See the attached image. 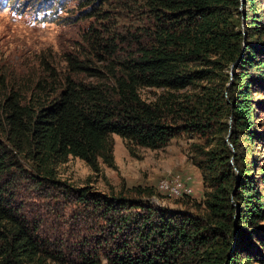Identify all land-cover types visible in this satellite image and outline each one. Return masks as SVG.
I'll list each match as a JSON object with an SVG mask.
<instances>
[{
    "label": "trees",
    "instance_id": "16d2710c",
    "mask_svg": "<svg viewBox=\"0 0 264 264\" xmlns=\"http://www.w3.org/2000/svg\"><path fill=\"white\" fill-rule=\"evenodd\" d=\"M104 1L86 2V16L105 19ZM134 3L128 11L143 24L129 35L135 48L116 55L115 34L90 26L86 41L107 53L102 70L68 57L96 81L59 77L45 57L27 78L0 64V264H264V165L253 148L264 139L262 102L252 94L264 95V0ZM141 88L159 92L145 100ZM183 133L202 140L189 149L204 185L193 211L149 204L155 190L138 186L76 190L84 222L69 238L42 233L26 214L22 178L53 184L69 156L95 173L112 167V134L132 151Z\"/></svg>",
    "mask_w": 264,
    "mask_h": 264
},
{
    "label": "rangeland",
    "instance_id": "374dc122",
    "mask_svg": "<svg viewBox=\"0 0 264 264\" xmlns=\"http://www.w3.org/2000/svg\"><path fill=\"white\" fill-rule=\"evenodd\" d=\"M62 1L63 10L59 13L56 8L60 0L0 2L1 65L23 73L24 78H27L32 73L35 75L39 72L38 59L45 57L59 77L71 74L86 82L96 81L89 72L75 74L68 61L69 56L75 57L100 70L108 61H105V48H101L99 55H96L86 41L85 36L90 26L106 34H115L116 55H126L139 43L129 37L131 33L139 32L143 25L137 15L128 11L131 10L130 7H135L134 0H105L101 4L107 14L105 19L86 16L87 8L82 7L90 1H95L98 5L100 0ZM45 3L53 9H44ZM53 14L58 15L55 21L50 19ZM136 36L137 39L140 38L139 34ZM158 92L155 88L140 89L141 97L145 100H153ZM252 94L254 100L262 102L255 115L256 130L264 135V95L260 92ZM111 140L114 155L112 167L101 163L100 172L95 173L83 160L69 156L66 162L56 167L55 183L38 185L24 178L19 181L18 189L22 195L20 201L26 214L40 222L42 233L60 234L69 238L71 234L82 231L78 226L84 222L81 217L85 213V206L79 204L78 189L110 195L138 186L152 188L156 194L145 197V201L170 211H193V201L202 199L204 185L200 172L189 160L190 144L202 141L197 135L183 133L172 138L164 147L150 149L132 146V151H129L126 141L118 135L112 134ZM253 148L258 165H264V139L262 145L254 144ZM185 177H190L188 181L191 184L186 183L192 188V194L188 197H165L157 191L159 182ZM260 187L261 190L264 189L262 185Z\"/></svg>",
    "mask_w": 264,
    "mask_h": 264
},
{
    "label": "bare ground",
    "instance_id": "6f19581e",
    "mask_svg": "<svg viewBox=\"0 0 264 264\" xmlns=\"http://www.w3.org/2000/svg\"><path fill=\"white\" fill-rule=\"evenodd\" d=\"M178 179L180 178H172L170 180L159 182V184L157 185L158 192H160L163 196L165 195V197L167 196L171 198H179V197L191 195L192 194L191 186H189L186 182L178 183ZM180 191H186V192L180 193Z\"/></svg>",
    "mask_w": 264,
    "mask_h": 264
},
{
    "label": "built area",
    "instance_id": "2783aa9c",
    "mask_svg": "<svg viewBox=\"0 0 264 264\" xmlns=\"http://www.w3.org/2000/svg\"><path fill=\"white\" fill-rule=\"evenodd\" d=\"M190 179V177H185V178H181V179H178V183L179 182H189L188 180ZM191 183L189 182V185H190ZM164 188H167V187H164ZM175 191H178V190H175ZM184 192H186V191H180V193H184Z\"/></svg>",
    "mask_w": 264,
    "mask_h": 264
}]
</instances>
